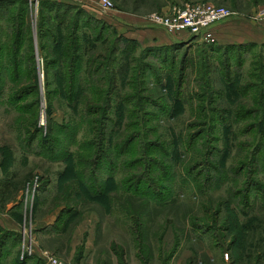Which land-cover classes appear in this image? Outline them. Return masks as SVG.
Returning a JSON list of instances; mask_svg holds the SVG:
<instances>
[{
	"label": "rangeland",
	"instance_id": "rangeland-1",
	"mask_svg": "<svg viewBox=\"0 0 264 264\" xmlns=\"http://www.w3.org/2000/svg\"><path fill=\"white\" fill-rule=\"evenodd\" d=\"M112 1L115 9L107 16L133 7L132 0ZM135 1L148 11L144 15L148 21L168 6L201 2L229 9L226 21H264V0ZM30 10L38 53L39 6ZM110 25L104 38L109 36L113 42L119 35L137 43H117V57L126 55L132 70L129 67L116 77L103 143L85 123L69 131L62 127L69 120L79 121L80 110L90 103L84 104L85 95L80 91L71 103L62 82H55V75L47 84L42 58L38 57L42 63L39 92L30 88L34 78L30 70L20 79L7 77L0 91V231L27 230L32 241L28 240V246L34 249L31 256L48 251L66 264H264L263 199L252 192L247 214L230 200L234 192L249 184L248 170L242 174L243 166L235 170L257 143V130L247 133L245 128L247 121L256 120L258 115L243 120L229 117L224 126L219 123L212 132L222 136L219 141L212 140V145L222 149L227 137L228 145L233 146L226 169L216 165L218 171L210 166L211 152L203 144L212 136L208 131L202 133V105L207 102L199 98L209 78L217 104L231 111L242 106L257 108L264 94L260 80L264 78V65H260L264 63V36L260 35L262 40H257L256 46L241 51L236 48L237 54L232 50L233 57L228 58V51L220 48L216 38L189 39L162 49L127 37ZM0 26L9 29L2 18ZM185 32L175 33H181L184 40L190 36ZM99 45L93 54L109 55L112 43L105 48ZM204 49L210 60L208 72L201 52ZM184 53L197 64L188 65L180 78ZM228 81L237 82L248 92L235 97L225 85ZM178 89L183 103L175 97ZM132 134L139 137L127 145ZM247 143L253 145L251 150ZM101 150L105 157L98 163ZM211 156L212 160L218 157ZM262 158L260 153L254 175L264 185ZM97 182L102 185L96 186ZM84 183L92 192H103L102 196H92ZM49 222L53 225L48 226ZM23 250L22 243L9 242L1 263L15 264L18 251L22 255Z\"/></svg>",
	"mask_w": 264,
	"mask_h": 264
},
{
	"label": "trees",
	"instance_id": "trees-1",
	"mask_svg": "<svg viewBox=\"0 0 264 264\" xmlns=\"http://www.w3.org/2000/svg\"><path fill=\"white\" fill-rule=\"evenodd\" d=\"M1 18L8 23L9 29L7 31L0 26V91L3 92L6 86L5 81L8 79L7 77L20 79V76H24L30 70V73L34 74L30 88L33 92H39L38 74L40 73V66L42 63L40 62L41 60H38V57L42 58L44 60L43 66L45 75L47 76V84L49 82V77L55 75L57 79L55 82H62V90L68 92V99L71 103L76 101L75 96L79 93L77 91H80L81 95H85V97L82 98L85 99L84 104L88 102L90 103V105H87L80 110L78 114L79 116L77 117L79 118V121L76 120L72 122V120H69L68 123L61 126L69 131L74 128V125H79L81 122L85 123L88 127L90 126L89 129H91L94 138L103 143L102 140H105L107 136L106 131L110 118L109 111L111 109L113 92L116 88V77L120 73L123 75L125 71L128 70L131 61L129 58L126 59V55L125 58L117 57V43L118 41L128 44H134L137 42L133 39H128L119 35H117V39L113 42H111L109 36L104 38L106 32L112 26L107 21H104L105 19L102 20L101 18L96 17L80 5L56 0H40L36 25L37 46L39 48L37 53L32 13L28 0H0V20ZM110 43H112V45L108 47L107 51L109 52V55L97 54L96 56L93 54L97 50V44H100L99 46L105 48ZM256 45L255 43H249L219 46L230 53L231 56L227 52L229 58L233 57V54L231 53L232 50L234 51V54H237V52L241 51L243 47ZM174 46L175 45L157 48H173ZM212 46L214 47V45ZM261 46L264 47V44ZM200 48L203 49V46ZM236 48H238V51L235 50ZM49 51H51V53H49ZM146 51H150V48H147ZM201 52H204V54L202 53L204 55L203 62L206 67L205 71L208 72L209 69H207V66L210 67V60L207 56V49H204ZM200 57L203 58L201 55ZM173 59L174 61L172 64L174 65L176 63V58L174 57ZM190 64L191 67H194L197 63L195 59H189L187 54L184 53L180 65V78L183 77V74H185V71ZM260 65L263 66L264 63L260 62ZM230 68L231 64L229 61L226 63L227 74L230 73ZM129 69L132 70L131 67ZM51 70H53V72ZM58 76H60L59 80ZM260 80H262V84H264V78H261ZM212 84L213 82H211L209 78H206V83L202 85V91L199 98L202 101L206 100L205 102H207V105H204V103L202 105L204 114V128L202 133L208 131L211 134L210 136H212V138H208L203 144L207 146L208 153L211 152L209 154V162L213 169L218 171L220 168L221 170L224 168L226 169V162L231 157V148L233 147L228 145L227 137H225V146L223 145L222 149H218V147L212 145V140L219 141L220 138H222L219 134H212V132L217 129L218 124L221 123L224 126L226 120L232 116H235V120H243L246 119V117H252L254 114L258 115L256 120L251 119V121H247V126L245 128V132L247 133L257 130V143L254 146V149L251 148L253 147L252 144H246V147L249 150L252 149V151L245 153L248 156H245V160L241 159L240 165L237 167V170H235L238 172L240 170L239 168L243 166L244 169L240 171L242 174L244 173V170L247 169L248 171L245 174L249 177V184L248 186L244 188L242 187L234 192V197L230 196L232 204L237 203L236 205L238 209L242 211L243 214H247V207L251 206L252 192L258 194L264 201V185L259 179H255L254 175L259 154L261 153L264 156V151H262L264 149V94L259 98L260 100L257 101V108L242 106L231 111L220 105V102L218 104L216 103L217 101L214 97L217 93L213 91ZM225 85L237 98L241 97L242 93L248 92L247 88L242 89L235 81L234 83L228 81ZM232 87L233 89H231ZM179 91V89L176 90L175 97H179L178 101L183 103ZM130 98H133V96L130 95ZM146 100L150 102L149 99ZM81 106L84 105L81 103ZM207 112H209V115ZM138 116L139 115H137V117ZM98 119H104V121H98ZM228 122L231 125L232 122L230 120ZM231 127L232 126H229L230 129ZM202 133L198 134V137ZM56 135L60 137L58 134ZM196 136L197 135H194L193 138ZM213 136L216 139H214ZM109 137L112 140L110 135ZM138 137V134L130 135L127 140V145L132 143ZM56 140L57 138L53 141L56 142ZM215 154L218 155V157L215 160L214 158L212 160L210 156L212 155L211 157H213ZM104 157L105 152L101 150L98 154V163L100 161L102 162L100 159ZM261 161L264 166V158H262ZM216 165L220 168L216 167ZM209 174L206 177L207 181L211 178V175ZM83 181H85V179H83ZM136 182L139 183L138 180ZM95 184L96 186H99L102 185V182H97ZM84 185L89 189V193H91L92 196H95V198L102 196L103 192L102 194H98L95 191L92 192L90 191L91 187L89 185L86 183H84ZM0 233L1 260L4 253L3 251L7 248L9 242H12L13 245L22 243V234L20 230L16 229H6L5 231H0ZM0 264H2L1 261ZM15 264L46 263L38 255L26 256L24 260H21V254H19L18 251V257L15 259Z\"/></svg>",
	"mask_w": 264,
	"mask_h": 264
},
{
	"label": "crops",
	"instance_id": "crops-1",
	"mask_svg": "<svg viewBox=\"0 0 264 264\" xmlns=\"http://www.w3.org/2000/svg\"><path fill=\"white\" fill-rule=\"evenodd\" d=\"M63 2L70 3L71 1L68 0H60ZM79 2L80 6H84L85 9L92 14H94L98 18H104L109 24H112L116 27L121 34H124L127 37L138 39L140 42H148L152 44L150 46H157V47H164V46H171L176 43H180L181 41L187 42V40H193L192 35H185L189 36L182 39L183 35L181 33H170L166 29L155 26L151 24L148 20L145 19L144 15L148 11H146L143 6L137 5L138 2L132 0L130 3L131 8H128L127 11L121 12H112V16L105 15L99 16L102 13H98L95 11L96 8L94 6L97 3L95 1L99 0H76ZM136 4V5H135ZM78 5V4H76ZM83 7V8H84ZM131 10V11H129ZM97 12V13H96ZM117 13V14H115ZM119 13V14H118ZM121 13V14H120ZM103 15V14H102ZM211 32L214 34L216 41L218 44L227 46L233 44H249V43H257V40L263 38L264 36V21L262 23H255L254 21L250 20H243V19H234L233 21H221L211 27ZM253 32L255 33L253 35ZM188 34V32H185ZM253 36H250L248 34ZM233 34V39H230ZM258 34V35H257ZM237 35H240L237 37ZM247 35V36H245ZM257 35V36H256ZM264 42V41H263ZM48 226H52L53 223L49 222ZM46 225V226H47ZM19 230V229H17Z\"/></svg>",
	"mask_w": 264,
	"mask_h": 264
},
{
	"label": "built area",
	"instance_id": "built-area-1",
	"mask_svg": "<svg viewBox=\"0 0 264 264\" xmlns=\"http://www.w3.org/2000/svg\"><path fill=\"white\" fill-rule=\"evenodd\" d=\"M31 9L38 7L40 0H28ZM60 1V0H56ZM70 3L79 4L76 0H68ZM82 6V5H81ZM84 7V6H82ZM85 8V7H84ZM95 11L99 14L108 15V12L115 9L112 0H99L98 5L94 6ZM96 12V13H97ZM94 15V14H93ZM230 16L229 9L217 6L210 2H201L188 4L185 6L174 5L168 6L161 12L153 13L149 17V21L157 24L171 33L186 31L190 35L197 37L195 39L204 41H215V37L211 32V27ZM22 245L25 250L22 251V258L31 256L34 249L31 243L30 235L27 230L21 229ZM29 240V242H28ZM28 247V249H27ZM46 264H66L57 256L48 251H41L37 254Z\"/></svg>",
	"mask_w": 264,
	"mask_h": 264
},
{
	"label": "water",
	"instance_id": "water-1",
	"mask_svg": "<svg viewBox=\"0 0 264 264\" xmlns=\"http://www.w3.org/2000/svg\"><path fill=\"white\" fill-rule=\"evenodd\" d=\"M197 37V35H195V36H192V39H195Z\"/></svg>",
	"mask_w": 264,
	"mask_h": 264
}]
</instances>
